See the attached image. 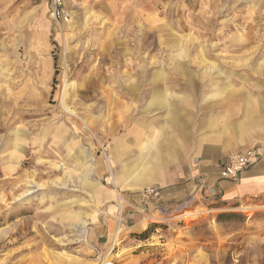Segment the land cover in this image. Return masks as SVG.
<instances>
[{"label":"rangeland","instance_id":"rangeland-1","mask_svg":"<svg viewBox=\"0 0 264 264\" xmlns=\"http://www.w3.org/2000/svg\"><path fill=\"white\" fill-rule=\"evenodd\" d=\"M64 1L60 27L35 2L0 28V264H264V207L201 197L106 251L117 211L106 161L114 173L135 163L183 107L203 136L264 147V115H245L246 101L264 104V0Z\"/></svg>","mask_w":264,"mask_h":264},{"label":"crops","instance_id":"crops-1","mask_svg":"<svg viewBox=\"0 0 264 264\" xmlns=\"http://www.w3.org/2000/svg\"><path fill=\"white\" fill-rule=\"evenodd\" d=\"M43 4L48 12V4ZM36 5L38 4L34 0H0V28L17 26V20L29 17ZM185 53L186 50H183L179 56L183 57ZM174 61H176L175 58ZM181 64L179 61L176 62L177 67H180ZM215 72L218 75L221 74L218 67H215ZM187 80H190V77ZM164 97L162 99L154 98L148 101V105L154 102H159L158 104L162 105L165 103ZM182 97L190 101L194 99L192 94H185ZM249 102V100L246 101L248 105L245 108V115L249 118L246 121L261 122L260 118L251 114L256 112L259 115L260 113L264 115V104L253 105ZM174 113L171 108L169 114ZM178 113L183 116L177 121L171 120L173 124L168 139L147 140L143 148L145 152L141 149L142 152L140 151V156L135 163L129 167L125 166V168L121 166V172L114 173L115 166L113 165L116 163L111 165L106 161L109 172L106 180L110 177L111 180L108 181L113 184L115 194L118 196L120 190L133 206V208L125 207L123 209V223L119 225L116 222L119 217L118 197L116 196V206L113 205L117 210L113 237L109 243L107 240L106 251L115 245L119 235L126 232L124 230L139 232L151 224L153 220L145 216L143 212L156 219L153 215L158 217L168 215L169 208H173V205L180 201L195 200L201 197L205 204L239 206V209L247 206L251 208L264 207V147H262L259 160L241 172L237 181L225 179L221 170L229 156L244 149L240 151L236 145L219 143L215 138L203 136L201 121L195 120V112L190 108L183 107ZM225 124L227 126L226 120ZM204 125L209 127L207 121H204ZM105 158L107 159V157ZM133 167L136 169L135 173ZM124 169L129 171L124 173L122 172ZM150 187L160 189L159 200L147 201L139 193V191Z\"/></svg>","mask_w":264,"mask_h":264},{"label":"built area","instance_id":"built-area-1","mask_svg":"<svg viewBox=\"0 0 264 264\" xmlns=\"http://www.w3.org/2000/svg\"><path fill=\"white\" fill-rule=\"evenodd\" d=\"M38 3H46L48 4V16L50 20L57 26L60 27L61 23H67L71 19V12L65 5L64 0H34ZM101 153L105 156V148L100 146ZM262 147L259 146H251L249 148L244 149L241 152L234 153L229 156L227 163L222 168L221 173L225 179L231 181H237L241 172H243L248 167L255 164L260 156H261ZM107 159L110 157L106 155ZM105 156V157H106ZM139 193L145 198V200H159L161 196V191L157 187H150L139 191ZM118 207H119V217L117 223L120 225L123 218V209L124 207L133 208L130 205L125 195L118 194ZM145 216L151 218L150 214L143 212ZM114 249V245L112 246L110 252ZM109 252V254H110ZM114 255V254H113ZM112 255V256H113ZM103 264H114V260L112 258L105 259ZM174 264V263H171Z\"/></svg>","mask_w":264,"mask_h":264},{"label":"bare ground","instance_id":"bare-ground-1","mask_svg":"<svg viewBox=\"0 0 264 264\" xmlns=\"http://www.w3.org/2000/svg\"><path fill=\"white\" fill-rule=\"evenodd\" d=\"M66 86H67V85H66ZM64 109L67 110L66 112L71 113V111L68 110V108H67L66 105H64ZM105 156H106V155H105ZM110 180H111V178H110ZM243 209L247 210V209H251V207H250V206H247V207H245V208H243ZM195 214H197V213H195V211H194V212H189V213H187L186 215H187V216H192V215H195Z\"/></svg>","mask_w":264,"mask_h":264}]
</instances>
